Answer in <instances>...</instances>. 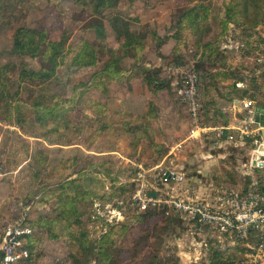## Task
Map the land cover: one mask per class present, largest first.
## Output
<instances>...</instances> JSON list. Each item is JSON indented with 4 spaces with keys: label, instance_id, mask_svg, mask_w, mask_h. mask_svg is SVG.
I'll list each match as a JSON object with an SVG mask.
<instances>
[{
    "label": "rangeland",
    "instance_id": "374dc122",
    "mask_svg": "<svg viewBox=\"0 0 264 264\" xmlns=\"http://www.w3.org/2000/svg\"><path fill=\"white\" fill-rule=\"evenodd\" d=\"M139 1L130 5L122 0L118 9L93 15L91 6L76 0H0V69L12 66L4 78L8 98L0 97V228L24 216V208L30 207L26 223L35 230L36 264H243L245 242L232 245L225 236L224 245L214 244L206 236L202 243L201 236H190L187 221L173 208L157 205L143 210L134 200L140 189L135 177L136 164L158 174L155 167L181 171L178 166L184 163L189 178L195 168L210 162L215 172L209 175L220 185L225 179L230 185L246 180L247 151L230 144L213 150V158H204L212 141L198 133L191 138L195 125L175 90L181 78L167 68L191 65L202 72V124L219 126L236 120L233 115L217 119L216 84L221 95L241 98L245 90L235 91L232 82L220 85L217 80L238 79L243 73L238 69L244 65L254 69L255 54L233 49V57L216 54L210 59L204 48L195 47L196 39L186 37L181 64L166 61L157 77L167 88L159 94L137 76L143 77L146 63L156 68L153 60L169 42L172 53L175 41H166L174 34L178 15L193 3ZM229 1L222 3L229 6ZM259 3L264 21V0ZM219 11L211 12V31L205 38L215 45L227 35L220 21L213 20ZM112 12L127 18L130 29L143 34L146 44L134 67L132 59L124 60L131 75L100 78L95 75L111 55L121 54V39L108 21ZM22 27L46 32L43 56L30 58L14 51L13 36ZM263 27L253 33L264 34ZM236 30L234 40L242 42V28ZM50 66L57 74L45 86L19 79L24 68L31 72ZM210 88L213 113L205 104ZM250 89L247 96L264 105V86ZM38 102L42 104L36 107ZM69 181H75L74 186L65 190ZM65 195L73 197L76 211L67 224L60 217L67 208ZM105 237L112 248L103 251ZM102 251H109V256Z\"/></svg>",
    "mask_w": 264,
    "mask_h": 264
},
{
    "label": "built area",
    "instance_id": "2783aa9c",
    "mask_svg": "<svg viewBox=\"0 0 264 264\" xmlns=\"http://www.w3.org/2000/svg\"><path fill=\"white\" fill-rule=\"evenodd\" d=\"M251 39L255 48L257 67L250 74L255 76L264 72V34ZM224 49L250 51L246 42L228 40ZM254 50V49H253ZM179 75L182 83L176 88L178 98L186 105L194 122L191 138L198 133L210 137L212 149L222 144L248 152L243 165V174L249 179L248 185L230 187L211 185L209 194H198L187 184L186 173L175 169L165 170L160 166L158 174H152L142 164H136L135 181L140 189L134 196L135 202L146 210L150 206H168L187 221L190 236L214 239V244L225 243V236L246 243L247 253L243 264H264V124L259 117H264V110L257 107V102L248 98H238L234 103L236 122L230 126L204 128L202 125L203 99L200 91L202 72L191 65H176L167 68ZM238 88H245L243 81H237ZM237 109L239 110L237 112ZM182 147V145H180ZM2 177L0 167V179ZM149 177L152 182H148ZM155 193L156 197L149 194ZM30 207L24 208V216L0 228V260L3 264H23L29 257L25 238L34 234L33 227L26 223ZM255 237V240L252 237Z\"/></svg>",
    "mask_w": 264,
    "mask_h": 264
},
{
    "label": "trees",
    "instance_id": "16d2710c",
    "mask_svg": "<svg viewBox=\"0 0 264 264\" xmlns=\"http://www.w3.org/2000/svg\"><path fill=\"white\" fill-rule=\"evenodd\" d=\"M80 2L81 5H89L94 10L95 14L93 15H103L108 10H116L118 9L119 4L122 0H76ZM192 6L188 9L182 10V12L178 15V18L175 23V31L172 33L171 37L168 38L166 42L169 40L175 41V46L172 49L173 55H169L165 57L168 64H181V60H183V45H186L187 42L185 40L186 37L196 39L195 47L201 46V48L208 54V58L212 59L216 54L220 55L223 59L224 57V41L232 40L235 35V31L231 29L232 24H234V29L242 28V37L243 42H246L248 47H252L251 39L253 37H257L253 32H256L257 28L262 23V6L259 3L261 0H230L228 2L229 6L224 5L222 0H213L212 5L208 4V0H191ZM139 0H129L130 5L138 4ZM210 2V1H209ZM226 6V7H225ZM213 10H220V16L217 15V18H213V20L217 19L220 21V27L224 30V34L226 38L223 40L221 38L220 42L217 45L212 44L210 42H206L205 38L211 31L210 17L211 12ZM108 21L115 32L117 38L121 39V54L113 53L112 59L108 61V63L102 67L95 76H100V78L114 77L120 76L123 73L130 71L131 69H126L123 67L125 59H132L134 62L133 67L138 64L140 58L139 53L144 49L146 44V38L143 34L136 33L130 29L129 20L123 17L121 13L112 12L111 16L108 18ZM242 24V27L240 26ZM264 28V27H263ZM259 29V28H258ZM260 36V34L258 35ZM154 37H156L154 35ZM48 40L47 34L45 31L29 29V28H17L14 36V51L20 56H28L30 58H38L43 56V50L45 48L46 42ZM163 41V40H162ZM203 42L202 45L197 43ZM165 43V40H164ZM224 43V44H223ZM187 46V45H186ZM253 48V47H252ZM217 55V56H218ZM162 57V55L160 56ZM9 67L11 65H7L0 69V94L2 99H7L8 95L5 91L4 87L7 86L8 81L5 80V76L9 74ZM143 77L146 84L154 91L161 90L165 88V86H161L162 81L157 77L161 73L160 68L150 69L143 65L142 68ZM57 71L53 66L42 68L39 71H29L28 69H22L20 71L19 79L23 82L28 80L39 81L41 82L40 86H45L49 83L54 77H56ZM252 80L248 85L249 89L244 91V95L248 94V90H251L250 87H263L264 86V72L259 74L258 76H252ZM5 80V81H4ZM202 86V85H201ZM200 86V91H201ZM6 96V97H5ZM5 97V98H4ZM258 108L264 109V105L261 104L260 100H256ZM42 103L38 102L35 106H40ZM52 111V110H51ZM49 116V115H48ZM259 121L264 124V117H259ZM75 181H69L64 186L65 190H71L74 186ZM64 190V191H65ZM73 197L69 195H65L63 204L67 202V208L65 207L62 210V217L65 220V223H69L72 221L71 214L75 211V207H73L74 202L70 201ZM76 212V211H75ZM60 214V213H59ZM85 238V237H84ZM107 241V246L102 247L103 251L106 249H110L111 243L108 238L105 237ZM36 241L35 232L33 235L25 238L26 246L29 250V257L25 260L23 264H36L34 259V243ZM82 244V243H80ZM102 255L109 256L108 253H103ZM0 264H3V260H0Z\"/></svg>",
    "mask_w": 264,
    "mask_h": 264
},
{
    "label": "crops",
    "instance_id": "0c3cea01",
    "mask_svg": "<svg viewBox=\"0 0 264 264\" xmlns=\"http://www.w3.org/2000/svg\"><path fill=\"white\" fill-rule=\"evenodd\" d=\"M263 25H264V21H262V23H261V25L259 26V28L261 29L262 27H263ZM231 26V29H233V31H237L236 29H234V24H232V25H230ZM240 26L242 27V24H240ZM236 37V36H235ZM238 39V38H237ZM236 39V40H237ZM243 42V41H242ZM259 42H263V39H260L259 40ZM171 42H169L168 44H165L162 48H160V52L162 53V57H157V61L156 60H153L152 58H150V60H153V62H155L156 64L154 65L156 68H160L161 69V73H163V70H162V67L164 68V64H166V59H165V57H167L168 56V54H169V52H170V46H171ZM250 48V52H252V53H254V54H256L255 53V48H252V47H249ZM254 49V50H253ZM232 52V53H231ZM249 52V51H248ZM224 53H225V55H230L231 57H233L234 56V51H227V50H224ZM241 53H243L244 55L247 53V52H245V51H241ZM230 63V62H229ZM145 65V67H147V68H150V66H151V64H149V63H146V64H144ZM255 67H254V69L257 67V64L255 63V65H254ZM246 67V65H244V68H239L238 70H240L241 69V71L243 72L239 77H238V79H235L234 80V78H233V80H231V78H229V79H227V80H224V81H222L221 80V78L220 79H218L217 80V82L220 84V85H228L230 82H232L231 83V85H232V87L234 88V90L235 91H240V90H246L249 86V84H250V82H251V80H252V76H255V74L254 73H252V74H250L249 75V73H251L252 71H253V69H247V68H245ZM219 70L218 71H220L221 73H223V72H225V70H223V69H221L220 67L218 68ZM217 71V68L215 69V72ZM131 73H132V71L129 73V72H126V73H123L122 74V77H124V76H128V75H131ZM160 73V74H161ZM134 74V73H133ZM138 77H141V79H139L138 81L141 83H143V85L145 84L146 85V82L144 81V77H142V76H137V78ZM131 78V77H130ZM237 81H243L244 83H245V85H246V87L245 88H238L237 87V85H236V83H237ZM133 86H135L134 85V81H133ZM175 84V83H174ZM177 88V87H176ZM176 88H175V90H176ZM167 90V88H163V89H161V90H158V93L159 94H161V92H164V91H166ZM211 88L209 89V91L207 90V95L208 96H205V104H207V110L209 111H211V113H213V109H214V107H216L215 106V100H213V98H214V96L213 97H211V96H209L210 95V92H211ZM234 91V92H235ZM248 94H246V95H244V97H248L247 96ZM243 97V98H244ZM204 98V97H203ZM242 98V97H241ZM249 98V97H248ZM238 98L235 96V94L234 95H230V94H225V95H221L220 94V92H219V89H218V86H217V84H216V103H217V119L219 118H221V117H225V118H230V116L231 115H233L234 116V120H236V116H235V109H234V103H235V101L237 100ZM256 102V101H255ZM120 104H122V103H120ZM203 105H204V102H203ZM258 107V106H257ZM262 110H264V109H262ZM212 116V115H211ZM221 116V117H220ZM234 122L235 121H233L232 122V120H230V122H228V124H225V125H217V126H212V125H209V124H207V125H203V127L204 128H210V127H221V126H230V125H232V124H234ZM203 135L204 136H207L206 134H201L199 137L200 138H203ZM223 146L222 147H219L220 145H218V149H221V148H223V147H225L226 146V144H222ZM213 150H216V149H212L211 148V150H210V152H208V156H205L204 158H206V159H209V158H213L214 156H213V153H212V151ZM210 153V154H209ZM181 156V155H180ZM183 159H185V157L183 156ZM182 159V163L184 162V160ZM179 168H181V170H183L185 173L187 172V169H188V165L187 164H180L179 166H178ZM194 171L196 172V173H192V175L193 176H191V174H189L188 176H189V178H188V185L191 187V189H193V191H195L196 193H198V194H201V193H205L206 195H208L209 194V191H210V188H211V185H215V186H220V181H215L214 180V178L212 177V175L210 176L209 175V173H211L212 171H214L215 172V169H214V165H212V163H210V162H207L206 163V165H205V163H204V165H201V166H198V168H195L194 169ZM206 172V174H204L203 172ZM222 185H225V186H230V187H239V186H243V185H248L249 184V179H246L243 183H240V182H238V183H236L235 185H230V184H228V182H227V180L225 179V180H223L222 181V183H221Z\"/></svg>",
    "mask_w": 264,
    "mask_h": 264
},
{
    "label": "water",
    "instance_id": "95a60500",
    "mask_svg": "<svg viewBox=\"0 0 264 264\" xmlns=\"http://www.w3.org/2000/svg\"><path fill=\"white\" fill-rule=\"evenodd\" d=\"M151 197H156V194L155 193H150L149 194Z\"/></svg>",
    "mask_w": 264,
    "mask_h": 264
}]
</instances>
